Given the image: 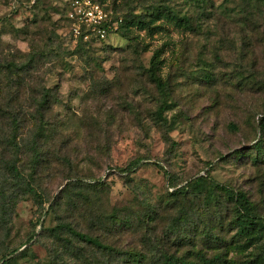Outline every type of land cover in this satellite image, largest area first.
Masks as SVG:
<instances>
[{
    "label": "rangeland",
    "instance_id": "1",
    "mask_svg": "<svg viewBox=\"0 0 264 264\" xmlns=\"http://www.w3.org/2000/svg\"><path fill=\"white\" fill-rule=\"evenodd\" d=\"M101 1L107 19L112 6L127 22L168 6L190 27L160 18L103 42L90 31V48L73 51L76 0H0V157L18 142L29 170L38 142L50 159L39 169L42 204L27 195L0 208V255L20 246L0 264H135V255L168 251L176 221L182 234L203 232L197 248L206 253L207 183L185 205L171 198L170 180L179 187L208 174L207 182L247 192L264 215V163L249 156L264 140V0ZM155 50L169 84L163 94L147 74ZM134 160L132 173L119 170ZM76 181L82 187L64 194ZM219 208L225 261L215 264H264V242L243 247L231 213ZM60 221L109 248L55 239L49 229Z\"/></svg>",
    "mask_w": 264,
    "mask_h": 264
},
{
    "label": "trees",
    "instance_id": "2",
    "mask_svg": "<svg viewBox=\"0 0 264 264\" xmlns=\"http://www.w3.org/2000/svg\"><path fill=\"white\" fill-rule=\"evenodd\" d=\"M103 4L101 0H96ZM111 7L113 16L110 22L104 23L102 27L106 30L107 34H117L125 38L130 32V26L137 25L140 28H150L155 19L165 18L166 20L174 21L177 25H184L190 27V19L187 16H180L174 10L168 6L161 8L153 9L148 16H144V20L135 19L133 21L126 20L122 12H119L117 9L114 11ZM85 30V28H82ZM95 40V37H92L89 40L84 39V33L76 38V43L73 51H80L89 49L91 41ZM100 42H103L104 39L99 38ZM141 49L137 48L139 53ZM159 50H155L153 55L150 58L149 67L147 68V74L151 82H153L161 94L165 93L169 89L168 82L163 78L161 74V64L162 60L159 58ZM165 106L163 103L160 104L157 114L161 115L163 113ZM13 115L12 124H17V117ZM8 115L7 117H9ZM19 125H15L14 129L17 131ZM258 128L261 133L264 135V114L260 117L258 122ZM44 130L42 127L41 131ZM11 146H8L11 150L8 157L3 155L0 157V208L2 211L5 209L14 206L17 202V199L22 198L23 196L30 195L36 203L42 204V191L40 188V177L39 169L41 167L48 166L50 164V159H48L45 154V149L43 144L35 143L32 148L34 155L29 160V170L25 169L24 160L20 156V145L18 142L9 143ZM255 150L254 153L250 154L251 160L255 164L264 163V160H261V157L264 156V140H258L250 150ZM64 158L62 162H70ZM140 160H134L130 162L127 166L121 167L119 170L122 172L132 173ZM208 174L199 175L195 178H192L186 184L182 186H177L178 183H173L170 180V187L172 191L170 192L171 198L174 201L180 202V204L185 205L191 203L190 192L196 187L202 186L207 183V192L206 196V209L211 211L213 209L212 218L210 224L211 228L207 232V238L204 241V244L211 249L205 250L203 248H197V243L204 236L202 231H199L198 234L190 231L189 233H181L180 225L181 222L176 221L169 225V234L167 235V241L165 245L168 244V251H161L158 256H152L150 258L144 255L142 256L135 255V264H215L219 263L221 260L225 261L222 253L224 252L223 246H226V243L223 244L224 238L219 235V226L222 227V219L220 216H217V212H220L221 207H225L226 210H229L231 213L233 227L236 228V240L241 239L242 245L245 248L256 245V243L261 244L264 242V215L257 210V205L250 199L247 192L244 190H235L231 185L228 184H219L214 181L207 182ZM80 185L82 183L79 181L72 182L67 184L65 192L72 190L71 186ZM84 193V191H81ZM174 197V198H173ZM60 198L63 199V196ZM204 200V199H203ZM59 204V200L50 205L49 212L56 210V206ZM184 205V206H185ZM231 208H229V207ZM211 207V208H210ZM195 211V210H194ZM153 220V219H152ZM5 221V220H4ZM187 221V220H186ZM185 222V221H184ZM179 223V224H178ZM52 236L57 240H62L64 235L69 236L71 239L75 238L78 241L85 242L88 245H91L97 249L107 250L109 247L102 242L99 236H95L91 233H85L77 230L72 226L71 223L60 221L56 226L49 229ZM34 236H31L24 243H28L33 239ZM235 241V239L233 240ZM20 247V246H19ZM19 247H15L9 252L2 253L0 255V260L5 259L8 255L17 252ZM170 247H175V251H171ZM261 260L264 263V244L261 252ZM14 263V258H9L4 261L3 264H12Z\"/></svg>",
    "mask_w": 264,
    "mask_h": 264
},
{
    "label": "built area",
    "instance_id": "3",
    "mask_svg": "<svg viewBox=\"0 0 264 264\" xmlns=\"http://www.w3.org/2000/svg\"><path fill=\"white\" fill-rule=\"evenodd\" d=\"M80 3L81 0H76L77 12L71 14L73 21L78 24L74 28V36L77 38L84 33V39L87 40L89 32L93 31L99 38H105L107 32L102 25L111 21L112 17L107 19L111 12L106 11L102 7L103 4L95 3L93 0H84L83 6ZM94 15L96 16L93 17Z\"/></svg>",
    "mask_w": 264,
    "mask_h": 264
}]
</instances>
